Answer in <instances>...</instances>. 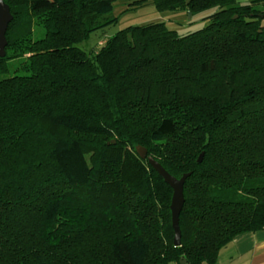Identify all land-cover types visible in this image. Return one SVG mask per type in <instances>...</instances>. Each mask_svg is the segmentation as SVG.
<instances>
[{
    "label": "trees",
    "instance_id": "16d2710c",
    "mask_svg": "<svg viewBox=\"0 0 264 264\" xmlns=\"http://www.w3.org/2000/svg\"><path fill=\"white\" fill-rule=\"evenodd\" d=\"M4 1L0 264H214L264 229V0H153L215 11L185 35L127 27L92 54L79 43L118 0ZM26 54L30 73L2 76ZM138 146L190 173L179 246L173 189Z\"/></svg>",
    "mask_w": 264,
    "mask_h": 264
},
{
    "label": "rangeland",
    "instance_id": "374dc122",
    "mask_svg": "<svg viewBox=\"0 0 264 264\" xmlns=\"http://www.w3.org/2000/svg\"><path fill=\"white\" fill-rule=\"evenodd\" d=\"M134 1L136 0L116 1L112 15L117 17V21L103 29L95 31L88 40L79 43V46L87 53L92 54L99 49L103 42L118 31L130 26L154 22H164L170 29H174L179 34L185 35L206 26L208 24L207 17L215 11V9H212L192 15L189 11L184 9H160L153 0H145L137 4H135ZM258 8L264 10V1L259 3ZM41 19L42 18L35 19V28L39 27ZM28 56L29 54H26L22 57L10 60L9 68L2 76L10 77L30 73L31 68ZM217 261L214 264H216ZM170 264L178 263L173 262Z\"/></svg>",
    "mask_w": 264,
    "mask_h": 264
},
{
    "label": "water",
    "instance_id": "95a60500",
    "mask_svg": "<svg viewBox=\"0 0 264 264\" xmlns=\"http://www.w3.org/2000/svg\"><path fill=\"white\" fill-rule=\"evenodd\" d=\"M190 0H187L188 4ZM192 14L191 11H189ZM13 20V15L11 13L10 6L4 1L0 0V57L6 55V46L8 40L6 38V33L10 22ZM137 151L142 158H147L149 163L153 168L163 177L164 181L168 183L173 189V197L171 202L172 211V224L175 230L174 244L179 246L181 244L182 232L180 228V213L182 211L185 197H184V185L190 173L183 174L180 178L172 175L166 168L158 162L153 156L148 155V150L143 146H138ZM203 159V153L199 156L198 161L201 162ZM183 263L186 262L184 259Z\"/></svg>",
    "mask_w": 264,
    "mask_h": 264
},
{
    "label": "crops",
    "instance_id": "0c3cea01",
    "mask_svg": "<svg viewBox=\"0 0 264 264\" xmlns=\"http://www.w3.org/2000/svg\"><path fill=\"white\" fill-rule=\"evenodd\" d=\"M216 264H264V229L237 235Z\"/></svg>",
    "mask_w": 264,
    "mask_h": 264
}]
</instances>
